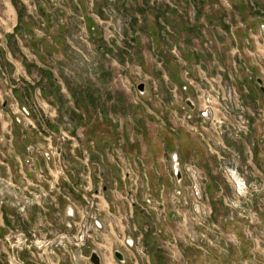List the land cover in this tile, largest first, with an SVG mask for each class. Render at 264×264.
Masks as SVG:
<instances>
[{"label": "rangeland", "instance_id": "374dc122", "mask_svg": "<svg viewBox=\"0 0 264 264\" xmlns=\"http://www.w3.org/2000/svg\"><path fill=\"white\" fill-rule=\"evenodd\" d=\"M11 2L0 264H89L119 226L137 264H264V0ZM63 184L80 196L64 223ZM79 222L93 237L65 244Z\"/></svg>", "mask_w": 264, "mask_h": 264}, {"label": "crops", "instance_id": "0c3cea01", "mask_svg": "<svg viewBox=\"0 0 264 264\" xmlns=\"http://www.w3.org/2000/svg\"><path fill=\"white\" fill-rule=\"evenodd\" d=\"M17 25H18V14L11 0H0V39L6 40V36H8V34L14 33ZM29 147H28V153L31 154L32 147L31 146ZM34 161H35L36 169L40 172H43L38 156L34 157ZM29 177L33 178L34 174L29 173ZM62 187H64L66 190V194L63 195L64 199H62V201L60 202L62 205L61 211L64 216V221H63L64 223L66 221H69L72 217L75 216V209L70 202V198L75 199V198H79L80 196L70 193L69 184H63ZM119 187L121 188V186H115L114 191L113 190L112 191L116 192L115 190H118L117 188ZM103 191L106 192L107 187H104ZM106 197L109 198V195H107ZM109 202L112 203L110 200ZM109 202L106 200V201H103L102 204L104 207L107 208ZM118 203L125 205V202L123 201H120ZM51 215H49L48 218L53 219ZM127 235L128 234H124V227L119 226L117 228L109 229L107 232L105 231L104 233L100 234L99 237L97 236L95 237L94 243L95 245H97V247L93 250L98 253L101 264H135V263L137 264V262L132 261L133 259L132 253L134 254L135 248L131 250H128V249L122 250V248L119 249L123 251L125 255L124 263H120L119 261H117V259L113 255L114 251L119 248L120 244L123 243L122 238L126 237ZM130 237L136 238L134 234H131ZM154 240L155 241L150 240V237H148L147 235L144 236L142 240V244L144 246L145 252H148L150 254L151 259H153L152 257L154 258L156 257L155 246L158 243V238H154ZM93 250L91 249L90 254ZM143 256L145 257V253L143 254ZM142 260H143V257H142ZM142 264H145V260L142 261Z\"/></svg>", "mask_w": 264, "mask_h": 264}, {"label": "built area", "instance_id": "2783aa9c", "mask_svg": "<svg viewBox=\"0 0 264 264\" xmlns=\"http://www.w3.org/2000/svg\"><path fill=\"white\" fill-rule=\"evenodd\" d=\"M194 108H195V105H194ZM201 115V118H204V119H208L210 117V111L207 107H205L204 110L201 111L200 113ZM77 226V230L75 229V232L73 234H65L63 235V238L66 239V242L65 244H73V245H78V243L72 241V240H80L81 243L80 246H83L86 242V237H88L89 239H91L93 236L89 233V228H90V225H87L86 223H82V222H79V223H69L68 224V228H75L74 226ZM93 226L95 227V229H101L102 226H101V223L98 221V218L96 217V215L94 216V220H93ZM134 242L131 240L130 242L129 241H126V244L129 246V247H132L134 246L133 244ZM81 249V248H80ZM87 260L90 263L89 261V257H87Z\"/></svg>", "mask_w": 264, "mask_h": 264}, {"label": "water", "instance_id": "95a60500", "mask_svg": "<svg viewBox=\"0 0 264 264\" xmlns=\"http://www.w3.org/2000/svg\"><path fill=\"white\" fill-rule=\"evenodd\" d=\"M256 82H257V84L259 86L260 92L262 94V100L264 102V84H263V81L260 78H258L256 80ZM137 89H138V91L141 94H143L144 90H145V84L144 83H140L137 86ZM186 104L190 107V109H194V104H193V102L190 99L186 100ZM173 170H174L175 175L177 176V179L181 180L182 175H181L179 164H178L177 161H175L173 163ZM113 255L119 262L124 263L123 254L119 250H115ZM89 259H90V262L92 264H101L100 263V257H99V255H98V253L96 251H92L91 252Z\"/></svg>", "mask_w": 264, "mask_h": 264}, {"label": "flooded vegetation", "instance_id": "af4514ba", "mask_svg": "<svg viewBox=\"0 0 264 264\" xmlns=\"http://www.w3.org/2000/svg\"><path fill=\"white\" fill-rule=\"evenodd\" d=\"M36 168V167H35ZM122 254H123V257H124V262H125V255H124V253L121 251V250H119ZM90 258V257H89ZM89 261H90V259H89ZM118 261V260H117ZM91 263V262H90ZM121 263V262H120ZM92 264V263H91Z\"/></svg>", "mask_w": 264, "mask_h": 264}, {"label": "bare ground", "instance_id": "6f19581e", "mask_svg": "<svg viewBox=\"0 0 264 264\" xmlns=\"http://www.w3.org/2000/svg\"><path fill=\"white\" fill-rule=\"evenodd\" d=\"M243 186H244V185L241 184L240 187H239V190L243 189Z\"/></svg>", "mask_w": 264, "mask_h": 264}]
</instances>
